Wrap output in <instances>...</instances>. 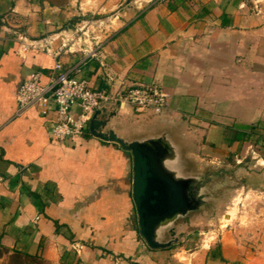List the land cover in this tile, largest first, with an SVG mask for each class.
<instances>
[{
	"label": "crops",
	"instance_id": "1",
	"mask_svg": "<svg viewBox=\"0 0 264 264\" xmlns=\"http://www.w3.org/2000/svg\"><path fill=\"white\" fill-rule=\"evenodd\" d=\"M63 36L76 43L54 59L30 44L54 50ZM54 60L78 63L91 90L158 85L161 114L108 102L98 117L126 141L165 139L179 176L191 171L182 156L241 164L240 143L264 139V0H0V260L19 251L48 264H172L168 250L137 237L129 152L88 126L74 141H53L52 102L45 114L15 113L19 84L31 72L46 84ZM248 232L228 229L213 243L209 235L201 264H264V229Z\"/></svg>",
	"mask_w": 264,
	"mask_h": 264
},
{
	"label": "rangeland",
	"instance_id": "2",
	"mask_svg": "<svg viewBox=\"0 0 264 264\" xmlns=\"http://www.w3.org/2000/svg\"><path fill=\"white\" fill-rule=\"evenodd\" d=\"M55 4H64L67 0H51ZM132 1V0H131ZM142 1V0H140ZM163 1V0H149ZM111 12L102 14L88 13L83 15L87 20H101L102 17H110ZM88 35L92 33L90 30ZM247 143H240L237 153L244 152V158L240 159L241 164H236L233 155L221 159L215 164H210L209 155H204L202 160L181 157L186 164L190 176L195 177L202 183L199 188V197L203 204L196 211L189 212L188 223H180L181 218H176L168 226L159 230L157 239L166 241L168 239L167 227H172L174 236L179 233L184 237H178L177 241L169 248H164L168 257H171L172 264H201V247L213 243L220 234L230 230L231 233H257L264 229V195L258 189H264V139L252 137ZM239 156V155H238ZM240 158V157H239ZM256 186L251 191V186ZM255 190V191H254ZM132 224L134 223L133 220ZM213 239L208 243L210 236ZM137 237L142 242L141 237ZM215 246V243L213 244ZM213 246V247H214ZM200 250L197 255L191 257L187 252ZM186 253V255H185ZM159 257V256H158ZM181 260H180V259ZM162 257L158 260H164ZM0 264H8V256L0 260ZM20 264H48L41 257L30 262L22 260Z\"/></svg>",
	"mask_w": 264,
	"mask_h": 264
},
{
	"label": "water",
	"instance_id": "3",
	"mask_svg": "<svg viewBox=\"0 0 264 264\" xmlns=\"http://www.w3.org/2000/svg\"><path fill=\"white\" fill-rule=\"evenodd\" d=\"M102 108L94 111L88 121V132L103 141L116 143L131 157V200L136 214L138 234L150 249L165 248L170 241H159L158 232L177 217L189 221L188 213L203 204L202 198L187 195V191L199 183L193 176H179L173 167L174 151L161 137L126 141L112 128H107L108 119L99 118ZM199 194V190L197 191ZM199 197V196H198ZM190 199V201H189ZM174 236L172 227L168 228ZM182 236H174L172 241Z\"/></svg>",
	"mask_w": 264,
	"mask_h": 264
},
{
	"label": "built area",
	"instance_id": "4",
	"mask_svg": "<svg viewBox=\"0 0 264 264\" xmlns=\"http://www.w3.org/2000/svg\"><path fill=\"white\" fill-rule=\"evenodd\" d=\"M77 26L76 31L82 29ZM64 42L51 49L49 42L45 45L39 41H32L33 47L43 48L53 59L60 52L71 50L76 43L73 39L63 36ZM76 37L75 39H77ZM68 44V45H67ZM21 50L26 44H21ZM79 64L62 68L59 61L54 60L46 84L39 83V73H29L19 84L15 93L16 114H21L29 107H36L41 114H45L49 102L54 106V120L50 129V138L55 142L74 141L80 137L88 125V121L95 110L108 102L127 103L135 112H150L153 115L161 114L167 106V94L156 84L139 85L117 90L109 94L103 90L89 89L84 79L76 76ZM76 106V114L71 108Z\"/></svg>",
	"mask_w": 264,
	"mask_h": 264
},
{
	"label": "trees",
	"instance_id": "5",
	"mask_svg": "<svg viewBox=\"0 0 264 264\" xmlns=\"http://www.w3.org/2000/svg\"><path fill=\"white\" fill-rule=\"evenodd\" d=\"M48 2L53 4V2L51 0H48ZM240 136H241V134H239V135L237 134V138L238 137L240 138ZM38 258H39L38 255H28L26 253H22L19 251H12V253H10L8 255V264H20V262L22 260H28V261L32 262Z\"/></svg>",
	"mask_w": 264,
	"mask_h": 264
},
{
	"label": "flooded vegetation",
	"instance_id": "6",
	"mask_svg": "<svg viewBox=\"0 0 264 264\" xmlns=\"http://www.w3.org/2000/svg\"><path fill=\"white\" fill-rule=\"evenodd\" d=\"M202 185V183L201 182H199L198 184H196L195 186H193V187H191L188 191H187V195H188V197L190 198V195H194L195 194V197H197V198H200V197H198V195H197V191L199 190V188H200V186ZM189 201H190V199H189ZM177 218H181V221H180V223H184L185 224V220H184V217L183 216H180V217H177ZM168 228H170V227H167V234H168V239L166 240V241H170V244L167 246V247H165V248H169L172 244H174L176 241H177V239L175 240V241H172V239H173V237L174 236H171L170 235V231H168L169 229ZM174 235V234H173ZM178 238V237H177Z\"/></svg>",
	"mask_w": 264,
	"mask_h": 264
}]
</instances>
